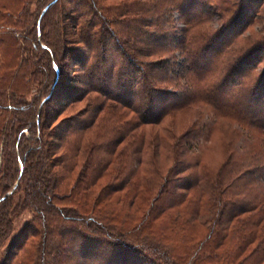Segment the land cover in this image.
Returning a JSON list of instances; mask_svg holds the SVG:
<instances>
[{"label": "rangeland", "instance_id": "1", "mask_svg": "<svg viewBox=\"0 0 264 264\" xmlns=\"http://www.w3.org/2000/svg\"><path fill=\"white\" fill-rule=\"evenodd\" d=\"M48 1L0 0V113L15 105V98L31 102L41 97L43 85L47 88L48 80L53 78L50 73L52 59L59 63L62 77L44 108L49 115L46 132L50 135L46 140L54 142L55 134L67 140L75 138L80 149L72 158V172L64 170L62 173L70 176L63 182H67L66 192L70 191L71 196L58 200V204L65 205L76 222L100 223L103 232L95 235L98 251H110L109 260L115 264H141L145 257L149 264L238 263L241 257L236 258V254L243 242L242 232H238L236 224L218 225L214 220L219 214L217 199L223 187H227V199L229 196L236 199V168H248L241 180L243 202L264 195V134L252 128L238 129L236 98L241 93L246 94L248 89L240 91L246 85L236 84L239 80L232 68L236 65V56L244 54L264 36V0L257 11L256 8L252 10L254 17L249 16L248 19L252 17L250 22L235 38L225 43L221 50L217 47L207 51L205 45L217 38L222 24L226 22L224 25L228 26L238 14L240 7L236 0H199L201 4L192 5L187 16L185 11L174 7L172 0H150L155 7L149 17L152 26L145 29L143 43L133 40L129 44L131 50L142 47L145 54L136 50L133 55L130 50L124 53L115 33L111 34L103 50L104 64L109 66L110 73H103L102 65L93 69L99 70L102 80L97 79V75L89 77L90 68L78 63L91 61L95 64L96 60L86 48L78 49L82 45L75 42V35L71 33L85 18V12L94 18L99 12L93 7L89 13L79 0H59L54 11L41 19L43 28L41 34L38 31L36 34L34 25ZM211 2L220 4L224 10L222 16L210 6ZM82 11V17L77 18ZM59 21L66 23L63 29H58ZM112 26L115 28L117 24ZM53 36L66 38L56 42L60 44L57 57L51 55L50 48L42 49L44 40ZM184 36L188 41L193 40L196 55L200 54V64L208 69L200 81L208 85L202 86L203 93L211 95L214 90L208 87L226 84L220 92L228 105L214 108L218 114L209 103L194 97L197 84H200L192 80L191 72L186 70V56L189 55L182 53V45L178 42ZM216 51L219 53L214 58L212 54ZM74 56L82 58L75 63ZM263 66L264 61L249 70L244 77L245 84L257 81L256 75ZM144 76L161 97L164 95L161 99L158 97L157 109L167 105L169 108L159 123L139 126L143 106L141 88L135 80H143ZM257 82L256 94L264 95V81ZM89 84L94 88L89 89ZM104 91L109 92V96ZM74 94L84 95V98L63 103ZM79 122L88 125L80 131L76 128ZM179 139L181 149L176 152L173 144ZM5 146L4 135L0 133V197L15 180L16 162H5ZM228 157L226 169L235 172L226 174L220 168ZM63 162L67 166L71 163L69 160ZM217 174L223 180L219 184L215 180ZM63 188L61 186L59 192H64ZM157 194L156 205L151 209ZM226 216L224 211V219ZM60 219L66 222L58 224L51 220L48 223L51 222L56 230L72 228L73 224L79 228V223L62 216ZM12 222L9 236L0 246V260H4L14 242L23 240L22 249L9 261L13 264L44 262L39 249L43 226L34 219L33 211L22 209ZM33 231L36 235L30 236ZM51 238L56 241L54 236ZM134 249L140 257L137 258ZM55 253L51 248L46 251L45 264H56ZM73 260L68 259L64 264H74Z\"/></svg>", "mask_w": 264, "mask_h": 264}, {"label": "trees", "instance_id": "2", "mask_svg": "<svg viewBox=\"0 0 264 264\" xmlns=\"http://www.w3.org/2000/svg\"><path fill=\"white\" fill-rule=\"evenodd\" d=\"M51 1L52 0L46 2L41 8L36 24L34 25L36 34L37 31L41 34L43 28L41 27V19L48 16L51 11H54L58 6L59 0ZM149 1L150 0L78 1L89 13L92 12L93 7L99 12V15H97L96 12L94 14L97 15V18L88 16V13L85 12V18L78 24V28L71 32L72 35H75L73 37L75 42L82 45L78 49L86 48L88 53H93L92 57L96 60L95 64L94 62L91 63V61L89 63L85 61L83 64L78 62L82 57L79 56V58H75L74 56L75 63L78 62L84 65V67L86 66L87 69L90 68L89 77L97 75L96 78L102 80L99 76L101 75L99 70H93L99 65H102L103 73L107 72V75L110 73L109 66L104 64L106 63V59L104 58L103 50H105L104 46L107 45L109 36L113 33H115L116 40L120 43V48L123 49L124 53L130 50L131 52L133 51L131 53V55H133L134 50H136L141 54H145L142 53V47L131 50L129 44H131L133 40L143 43L146 38V36L143 37V34L147 32L145 29L152 26V19L149 17L155 7L153 2L151 3V1ZM172 1L176 9L180 12H186L185 16L188 15L189 8H191L192 5H195L196 2L201 4L199 0H182V2H180V0ZM261 1L262 0H236L237 6L240 7L238 14L233 17L228 26L224 25L226 22L222 24V27L217 32V38L207 42L204 50L207 51V49L210 50L217 47V50H221L225 43L227 44L229 40L235 38L241 30L246 28L250 19L254 17L253 15L255 11H257ZM46 6L47 8L44 10ZM210 6H213L216 11H219V15L222 16L224 10L218 2H211ZM252 10H255L254 13ZM83 12L84 11L79 12L77 18L82 17ZM251 14L252 17L248 19ZM113 23L117 24L115 28L112 26ZM57 25L59 26L58 29H60V27L63 29L66 23L63 24L59 21ZM184 30H187V28ZM36 34H34V36ZM61 39L64 41L66 38H60L58 36L46 38L42 45V49L50 48L52 51L51 55L57 57V49L60 48V44H58V46L56 42L62 41ZM189 41L184 36L178 42L182 45V53H188L189 55L186 56V70L191 72V79L198 80L200 84H197L194 97L209 103L212 110L222 105H228L220 92V89H223L226 85L223 84V82L211 88L208 87L210 91L214 90L213 94L208 95L203 93L204 89L202 86L208 85L204 84V82L200 83V81L204 79L208 69H203V66L200 64V54L196 55V48L193 47V40L190 39ZM198 52L200 53L201 51L198 50ZM218 53L219 51L213 52L212 57L215 58ZM235 60L236 65H233L232 68L234 71L236 70V80H239L236 84L239 86L246 85L244 88L242 87L240 89L241 92H243L246 87L248 89L246 94L241 93L236 98V124L239 130L241 128L251 130L252 128L257 130L259 134H264V95L258 96L256 94L257 81H264V66L259 70V74L256 75L255 79L257 81L254 80L253 84H245L246 82L244 81V77L247 76L248 71L254 69L260 62L264 61V36L260 37L244 54H238ZM202 63L205 66L206 60ZM50 66V73H53V78L51 76L50 80H48L47 88L46 84L43 85L41 97H37V99H33L31 102H22L20 99L15 98V102H13L15 105L11 106L9 109H2L0 113V116H2L0 121V133L4 135V142L7 145L4 148V154L6 156L5 162H11L12 160L16 162L15 180L7 189V192L11 190V193L7 194L6 192L0 197V246L9 236L13 223L12 221L16 215L22 209L29 208L34 213V219H37L43 226V240L39 249L44 256V262L42 260L40 264H45V254L49 248H51V250H56V253L53 255L56 264H64V261L70 260L71 258L74 259V264H115V261L113 263V261L109 260L108 254L110 251L109 253H105V251L102 250L98 251V239L95 238V235L103 232L102 229H100V223L93 224L91 221L85 224L83 219V221L76 222L75 219L69 216L68 212L70 210L66 209L65 205H59L57 202L58 200L71 196L70 191L66 192L67 182H63L64 179H70V176H63L62 173H64V170H68L70 173L72 172L74 166L72 158L77 156L80 145L76 142L77 139L75 138L67 140L64 137H57L56 134L54 135V142L48 143L46 140V136L50 135L46 132V124L49 115L44 108L47 102L53 97L59 80L62 77V71L57 61L52 59ZM31 67L33 70L35 69L33 64ZM147 79L149 78H145L144 76L143 80H135L141 88L139 91L140 102L141 106H143V112L141 113L142 117L139 123H137L139 126L159 123L167 114L169 108L167 105L161 110L157 109L155 103L158 101V97L161 99L164 95L161 97L160 92L156 90L154 86H151L149 84L150 80ZM91 88L93 89L94 86L89 84V89ZM103 93L109 96V92L104 91ZM69 94H71L70 91ZM83 98L84 95L77 96L74 94L71 97L68 96L65 98L67 101L64 100L65 102L63 103L67 104L72 100H81ZM241 102L242 105H240ZM213 111L218 114L215 110ZM5 113L9 114V116ZM76 125V128L82 131L88 124L79 122ZM26 132H28V136H26ZM180 139L179 142L177 140L173 144V149L176 152H178V149H181ZM122 154L123 151L119 152L117 155L121 156ZM229 158L230 157L223 162L220 168V171L222 172L225 170L224 172H226V174H229L228 172H235V170L229 171L226 169L227 163L230 161ZM65 160L71 161L69 166L63 162ZM247 171L248 168H241L240 170L236 168V172L234 173V177H236V199L230 196L227 199L228 193H225L227 187H223L222 193L219 199H217L220 205L219 214L214 222L218 225L225 222L236 224V228L239 227L238 232H242L243 242L240 243L237 248L239 252H236V258L241 257V259L236 264H264V195L248 203L243 202L245 201V199L243 200L244 184L242 185L241 180L245 178L244 174H246ZM251 178L252 177H249V179ZM215 180L218 184L223 182V180L219 179V174L215 176ZM61 186L64 187V192H59L62 190ZM160 193L161 192H159V194ZM159 194L153 199L154 203H151V209L156 205ZM210 199L212 198L210 197ZM227 202L230 203L227 204ZM215 204L216 201L214 206ZM224 211L227 213L225 219L223 217ZM61 216L65 218V220L79 223V228H77L76 224H73L71 226L72 228L62 227V229L56 230L55 226L51 225V222L50 224L48 223V221L51 220L56 221L58 224L66 222L64 220V222H62L60 219ZM92 225L95 226V230H93ZM33 235H36V231L31 232L30 236ZM53 236L56 241L51 238ZM22 241L14 242L10 246V250L7 255L4 256V260H0V264H13L11 260L9 261V258H11V256L15 257L19 249H22ZM73 243H76V246L71 250ZM101 243L103 242H99V244ZM252 243H254V245L251 246ZM247 250L249 251L247 252ZM133 252L138 258L139 252L135 249ZM74 254L77 256L76 258L71 257ZM63 255L66 256L62 257ZM141 260V264H149L148 258L145 257V259L142 258Z\"/></svg>", "mask_w": 264, "mask_h": 264}, {"label": "water", "instance_id": "3", "mask_svg": "<svg viewBox=\"0 0 264 264\" xmlns=\"http://www.w3.org/2000/svg\"><path fill=\"white\" fill-rule=\"evenodd\" d=\"M55 0H52L51 2H53ZM47 8V6L44 8V10ZM11 193V190L9 192H7V194Z\"/></svg>", "mask_w": 264, "mask_h": 264}]
</instances>
